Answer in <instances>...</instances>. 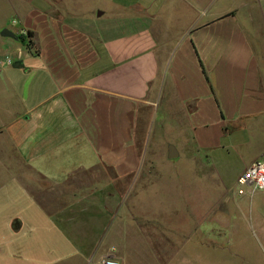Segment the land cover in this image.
<instances>
[{"label": "crops", "instance_id": "crops-1", "mask_svg": "<svg viewBox=\"0 0 264 264\" xmlns=\"http://www.w3.org/2000/svg\"><path fill=\"white\" fill-rule=\"evenodd\" d=\"M130 9L136 19L111 36L96 27L100 5L0 0L3 185L25 262L187 264L185 231L165 227L164 204L150 206L158 187L138 181V141L160 117L178 120L196 156H264V0ZM255 197L264 227V192Z\"/></svg>", "mask_w": 264, "mask_h": 264}, {"label": "rangeland", "instance_id": "rangeland-1", "mask_svg": "<svg viewBox=\"0 0 264 264\" xmlns=\"http://www.w3.org/2000/svg\"><path fill=\"white\" fill-rule=\"evenodd\" d=\"M133 2L82 0L85 8L100 5L105 10L100 12V19H96V27L106 28L111 36L117 31L114 28L119 25L124 28L136 19L130 9ZM173 115L178 117V111ZM169 121L173 124L160 117L148 139L149 128H143L138 142L144 156V169L138 181L158 187L150 193V206H158L160 201L164 204L165 227L171 233L185 231L187 264H264V227H260V213L253 203L251 206L250 198L237 195V179L249 167L248 160H240L233 151L220 161L209 159L205 153L196 156L198 150L192 141L180 138L184 128L177 126L178 120ZM169 145L176 146L179 158H168ZM3 158L0 150V264H38L35 258L25 262L18 241L11 240L10 222L18 208L10 206L9 189L3 185ZM132 180L130 177L124 182ZM174 246L171 238L167 251ZM166 257H159L161 263ZM150 258V264H156V259Z\"/></svg>", "mask_w": 264, "mask_h": 264}, {"label": "built area", "instance_id": "built-area-1", "mask_svg": "<svg viewBox=\"0 0 264 264\" xmlns=\"http://www.w3.org/2000/svg\"><path fill=\"white\" fill-rule=\"evenodd\" d=\"M261 192H264V156L250 165L237 179V195L254 198ZM101 264H121V262L109 257Z\"/></svg>", "mask_w": 264, "mask_h": 264}, {"label": "water", "instance_id": "water-1", "mask_svg": "<svg viewBox=\"0 0 264 264\" xmlns=\"http://www.w3.org/2000/svg\"><path fill=\"white\" fill-rule=\"evenodd\" d=\"M100 15V14H99ZM1 35L3 37H7V38H16V34L13 33L11 30L9 29H5L1 32ZM180 157V153L178 151V149L176 148V146L174 145H169V149H168V158L171 160L177 159Z\"/></svg>", "mask_w": 264, "mask_h": 264}, {"label": "trees", "instance_id": "trees-1", "mask_svg": "<svg viewBox=\"0 0 264 264\" xmlns=\"http://www.w3.org/2000/svg\"><path fill=\"white\" fill-rule=\"evenodd\" d=\"M29 37H30V39L33 37V33H29ZM28 47L30 48V49H33V42L31 41V40H29V42H28Z\"/></svg>", "mask_w": 264, "mask_h": 264}]
</instances>
